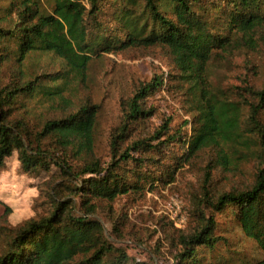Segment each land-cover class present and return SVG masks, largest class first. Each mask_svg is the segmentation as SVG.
Returning a JSON list of instances; mask_svg holds the SVG:
<instances>
[{
	"label": "trees",
	"instance_id": "obj_1",
	"mask_svg": "<svg viewBox=\"0 0 264 264\" xmlns=\"http://www.w3.org/2000/svg\"><path fill=\"white\" fill-rule=\"evenodd\" d=\"M116 4L120 5L115 15L118 25L113 26L105 20V9ZM259 38H264V0H53L49 11L40 8L38 0H0V68L11 61L21 67L36 53L60 60L59 68L49 72L17 70L18 77L0 88V167L14 150L25 172L48 171L54 165L61 176L81 181L77 185L68 179L65 188L90 211L93 199L112 201L148 183L152 187L157 181H172L175 168L170 171V164L161 162V154L175 141L185 148L181 156L185 160L220 141L237 142L238 137L242 145L249 147L253 142L264 152V126L259 120L264 80L257 87L245 84L248 109L242 120L239 102L212 88L207 70L214 55L244 45L253 48ZM134 46L165 48L177 70L168 80L198 94L188 110L191 120L185 122L191 133L187 140L181 139L179 133L169 134L165 123L146 136L128 140L133 126L150 114L144 101L165 84L162 76H155L122 100L123 117L109 135L110 158L101 164L92 155L98 105L83 101L67 110L71 104L65 95L68 81H82L90 60L101 52ZM18 101L48 102L61 110L41 119L29 135L24 124L8 120V111ZM240 128L251 135L243 138ZM46 139H52L51 145L46 146ZM124 140L129 143L123 148ZM82 151L87 156L77 166L70 158ZM170 160L178 162L175 156ZM146 167L158 170L152 175ZM204 202L215 214L201 215L192 231L179 236L174 264L213 263L220 239L214 234L216 219L224 212L247 235L250 223L264 228V166L257 168L249 185L208 194ZM257 242L264 250V240ZM111 251L96 219L76 217L70 200L54 199L48 214L13 228L0 251V264L125 263L124 255L108 258Z\"/></svg>",
	"mask_w": 264,
	"mask_h": 264
},
{
	"label": "rangeland",
	"instance_id": "obj_2",
	"mask_svg": "<svg viewBox=\"0 0 264 264\" xmlns=\"http://www.w3.org/2000/svg\"><path fill=\"white\" fill-rule=\"evenodd\" d=\"M52 4L53 0H38L40 8L46 11H49ZM119 9L118 4L105 9V20L113 26L118 25L115 15ZM59 66V59L37 53L28 57L21 67L11 61L0 68V88L18 77L17 70L29 74L49 72ZM207 70L211 87L224 91V96L229 100L239 102L242 112L240 119L243 120L248 109V95L243 91L245 84L251 83L257 87L264 80V38H259L253 48L244 45L230 53L214 55L207 64ZM176 72L171 66L167 50L159 46H134L101 52L90 60L82 81L69 79L65 95L71 104L67 106L60 101L56 103L67 106V110L83 101L98 105L92 155L101 164H105L110 158V132L123 117L122 100L130 97L136 88L152 81L155 76H162L165 84L144 101L143 106L150 110V114L147 119L133 126L128 140L146 136L165 123L169 134L179 133L181 139L189 138L190 124L185 125V122L191 120L192 113L188 110L194 107V99L198 94L186 89L185 85L179 88L172 80L169 81L170 73ZM58 110L61 108L54 105L53 109L48 102L38 104L18 101L8 111V120L24 124L27 133L31 135L38 129L41 119L50 117ZM259 120L264 126V109ZM6 125L12 127L11 123ZM239 131L243 138L251 135L241 128ZM51 140H45L46 146L51 145ZM128 140L123 141V148L129 143ZM241 140L238 137L237 142L220 141L197 151L186 160L181 158L185 148L175 141L171 148L161 154V162L166 166L170 164V171L175 168L172 181H157L152 187L148 183L142 189H131L119 194L112 201L93 199L90 201L93 206L90 211H86L79 197L65 188L66 180L77 185L81 184L80 180L61 176L54 165L48 171L37 173L25 172L20 167L18 172L30 177L32 182L28 186L37 191L32 202L33 214L27 219L48 214L54 199H67L72 202L74 216L87 215L101 225L103 235L112 248L108 258L117 259L124 255V264H174L175 254L181 246L179 236L192 231L201 220V215L215 214L204 202L205 196L249 185L257 168L264 166V152H259L258 145L251 142L246 147L240 143ZM13 156L18 159L17 151H12L4 162ZM86 156L87 153L82 151L80 156L72 155L70 160L79 166ZM174 156L178 159L177 163L170 160ZM4 168L5 163L0 169ZM146 168L152 171V175L158 170V167ZM88 176L90 174L84 175V178ZM7 212L6 205L0 201V251L13 228L26 220L12 225L6 219ZM248 227L247 235L239 222L228 213L218 215L214 229L215 236L220 238L218 249L212 257L213 263L207 261L206 264H260L264 259V250L257 240H264V228L257 222L250 223Z\"/></svg>",
	"mask_w": 264,
	"mask_h": 264
},
{
	"label": "clouds",
	"instance_id": "obj_3",
	"mask_svg": "<svg viewBox=\"0 0 264 264\" xmlns=\"http://www.w3.org/2000/svg\"><path fill=\"white\" fill-rule=\"evenodd\" d=\"M4 163L6 168L0 169V201L8 209L7 221L15 225L33 214L32 202L37 191L28 186L31 178L18 172L21 167L19 159L13 156Z\"/></svg>",
	"mask_w": 264,
	"mask_h": 264
}]
</instances>
